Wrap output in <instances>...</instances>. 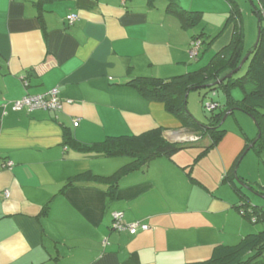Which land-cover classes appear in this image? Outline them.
Masks as SVG:
<instances>
[{
	"label": "crops",
	"instance_id": "1",
	"mask_svg": "<svg viewBox=\"0 0 264 264\" xmlns=\"http://www.w3.org/2000/svg\"><path fill=\"white\" fill-rule=\"evenodd\" d=\"M178 2L187 10H205L193 7L195 0ZM168 3L0 0V264H186L208 259L217 245L235 244L247 234L241 199L224 181L235 170L249 183L237 169L243 143L238 140L234 152L221 147L228 131L204 154V146L193 145L186 149L193 148L194 156L184 148L123 176L114 200L106 185L94 182L80 181L61 192L81 172L110 176L130 161L80 150L77 142L94 144L155 128H163L170 141L180 139L167 137L172 131L194 134L164 103L144 98L127 83L200 68L229 43L233 30L226 20L227 32L207 33L211 57L191 69L204 49L192 59L189 48L198 34L192 29L198 24L184 27ZM225 3L214 0L216 7ZM70 13L78 16L72 24ZM53 88L64 101L62 110H12V101ZM232 95L243 97L238 88ZM68 134L75 146L65 144ZM243 135V149L261 136L254 140L244 130ZM211 152L218 154L217 162L200 177L201 161ZM115 211L150 229L135 235L114 231Z\"/></svg>",
	"mask_w": 264,
	"mask_h": 264
},
{
	"label": "trees",
	"instance_id": "2",
	"mask_svg": "<svg viewBox=\"0 0 264 264\" xmlns=\"http://www.w3.org/2000/svg\"><path fill=\"white\" fill-rule=\"evenodd\" d=\"M154 1L156 0H149L150 3H154ZM226 1L230 6L226 26L230 25L232 27V37L229 43L217 51L206 65L196 70L173 76L169 79L141 76L127 83V85L134 87L144 98L164 103L166 109L181 121L182 127L196 134L198 139L184 142L170 141L164 136L163 128H155L139 135L108 136L104 141L94 144L77 142L76 147L80 150L94 151L106 157L128 156L131 159L127 164L123 165L110 176H99L94 174L91 170L81 172L77 176L70 178L61 189V192H64L67 187L80 181L94 182L106 185L107 195L110 200H114L117 198L120 179L128 173L147 165L152 159L160 156L170 157L179 150L193 145L204 146L202 154L215 147L227 132L226 129L222 128L224 116L228 112H230L229 115L233 114L237 109L245 111L257 122L261 136L254 144L253 148L259 153L263 152L264 0H251L253 10L259 17L260 30L258 44L249 51L251 54L246 60V62L249 61L248 68L243 75H238V72L246 64L245 62L242 68L238 72L233 73L230 77L227 75L240 65L241 61L246 56V52L244 49L245 33L241 22L242 10L237 0ZM167 10L175 14L184 27H193L199 24L203 17L202 11L184 9L179 4L178 0H169ZM206 37H208V34L202 30L198 34H194L192 40H201L202 48V46L207 45ZM213 39H216V37ZM212 42L213 40L210 41L208 45H211ZM221 79H223V81L219 82ZM235 88L242 91V99L237 100L233 97L232 90ZM202 89H206L204 93L205 96L209 92H214L215 94V91L218 89L222 90L225 96L223 104L218 103V101L208 102L215 105L212 109L207 108L208 103L205 105L206 109L212 113L209 122L196 119L186 106L189 92L193 90L201 91ZM206 136L209 137V144L205 146V144H200V142ZM73 140L72 135L68 134L65 144L75 146ZM250 144H246L240 157L245 154ZM200 155L198 158L201 157ZM237 180L242 184L238 183ZM224 181L229 182L239 195L241 201L238 208L242 215L252 219L255 223L261 220L264 221L263 207L255 204L253 205L243 187L246 186L254 190L251 184L245 182L238 176L235 170L228 172L224 177ZM262 194L264 195V192H262ZM48 208L49 205L47 204L43 208L41 214H46ZM186 264H264V229L243 235L235 244H219L215 247L210 258L202 261L188 262Z\"/></svg>",
	"mask_w": 264,
	"mask_h": 264
},
{
	"label": "rangeland",
	"instance_id": "3",
	"mask_svg": "<svg viewBox=\"0 0 264 264\" xmlns=\"http://www.w3.org/2000/svg\"><path fill=\"white\" fill-rule=\"evenodd\" d=\"M239 2L241 10H242V26L245 33V55L250 51V49L254 46L255 42L257 41L258 32H259V17L253 10V5L250 0H241ZM226 7H216L214 4V0H195V4L193 7H204L203 10L204 14L202 17L201 22L192 29V32H201L202 28L206 33L209 34H218L224 30L227 32L230 28H225V23L229 15V4L225 3ZM245 5V6H243ZM193 10H197L198 8H192ZM200 10V9H199ZM264 24V21H263ZM212 36V35H211ZM210 36V37H211ZM212 45H205L202 46V57L200 58V62L198 65L194 63L193 68L195 69L200 67L201 65L208 62L211 57V54L206 53L205 48H209ZM201 48V49H202ZM200 49V51H201ZM199 55V54H198ZM196 57H192V59H197ZM249 65V61L243 66V68L238 72V75H243L247 70ZM206 89H202L201 91L193 90L190 91L187 97V109L193 114L196 119L204 122H209L212 113L206 109V104L210 101H218V103L223 104L225 100V96L222 90H216L214 92H209L206 96L204 95ZM217 111V110H216ZM215 111V112H216ZM248 134V136L252 139H256L259 134V126L255 119L246 113L243 110L237 109L233 114H230L226 121L223 122L222 128L226 129L228 132L226 137L224 138L223 142L221 143V147L226 150L235 151L238 150V140L242 144L240 150H238L237 155H241L243 153L244 143V135L243 130ZM209 140V137H204L200 144H205L206 141ZM254 143H251L247 148L245 154H243L240 159H238V174L243 175L249 184L253 187L254 190L243 186L246 193L251 199V203L254 205L262 206L264 210V150L263 152L259 153L255 148L251 146ZM186 149V148H185ZM243 149V150H242ZM242 150V152H241ZM191 151V152H190ZM241 153V154H240ZM185 154H196V151L193 148H189L185 150ZM235 155V154H234ZM233 155V157H234ZM236 155V156H237ZM218 154L215 152H211L209 156H207L204 160L201 161L202 170L200 171V177H205L206 170L209 168L210 164L217 162L214 158H217ZM232 157V158H233ZM128 161L131 159L130 157L126 156ZM193 158V157H192ZM231 158V159H232ZM234 159V158H233ZM229 167V166H228ZM198 167L196 168V172H198ZM228 169V168H227ZM238 181V180H237ZM238 183L242 184L240 181ZM244 185V184H243ZM227 187V186H226ZM229 188V187H227ZM243 216V215H242ZM245 222L249 226V230L244 233L250 232H257L259 230L264 229V221L253 222L252 219L244 217Z\"/></svg>",
	"mask_w": 264,
	"mask_h": 264
},
{
	"label": "built area",
	"instance_id": "4",
	"mask_svg": "<svg viewBox=\"0 0 264 264\" xmlns=\"http://www.w3.org/2000/svg\"><path fill=\"white\" fill-rule=\"evenodd\" d=\"M77 18L78 16L75 13H70L67 15V20L70 24L75 22ZM201 45H202V42L199 39H194L191 41L189 53L192 57H196L199 54ZM23 83L26 87L29 85L28 80H26L25 78L23 79ZM67 102H71V100H67ZM63 105H64V101L63 99L59 97L57 88H53L50 91H47L45 93H40V94H29L28 93L22 98L11 102V108L13 111L27 110L29 112L38 110V109L56 110V111L62 110ZM214 106L215 105L213 103L207 104L208 109H212ZM78 125H79V118L74 120V126L77 127ZM167 137L169 138L176 137V138L184 139L186 141H195L198 139V136H196V134H186L183 132H176V131L169 132ZM6 164L10 166L12 165V162L8 161ZM112 216H113L112 228L116 231H119V232L126 231L132 235H135L139 231H145V230L150 229L149 224L141 220H135V221H130V222L126 221L125 214L122 211H115L113 212Z\"/></svg>",
	"mask_w": 264,
	"mask_h": 264
},
{
	"label": "water",
	"instance_id": "5",
	"mask_svg": "<svg viewBox=\"0 0 264 264\" xmlns=\"http://www.w3.org/2000/svg\"><path fill=\"white\" fill-rule=\"evenodd\" d=\"M251 1V0H250ZM252 3V2H251ZM253 5V4H252ZM259 26H260V23H259ZM260 30V29H259ZM258 35H259V32H258ZM258 41H259V37H257V41L255 42V44H254V46H257V44H258ZM253 46V47H254ZM252 47V48H253ZM251 48V49H252ZM250 49V50H251ZM250 52H248L247 54H246V56L243 58V60L241 61V63H240V65L235 69V70H233L232 72H230L227 76H232V74L233 73H235V72H238L241 68H242V66H243V64L246 62V60L249 58V56H250ZM224 79V78H223ZM223 79H221L219 82H221V81H223ZM229 113L230 112H228L225 116H224V118H223V120H222V122H224L225 120H226V118L228 117V115H229ZM184 141H186V140H184V139H177L175 142H184ZM257 141V140H256ZM255 141V142H256ZM254 142V143H255Z\"/></svg>",
	"mask_w": 264,
	"mask_h": 264
}]
</instances>
